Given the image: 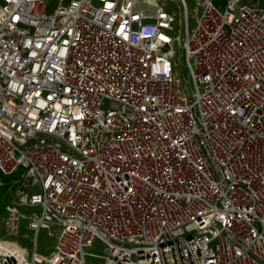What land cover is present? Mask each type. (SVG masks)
Instances as JSON below:
<instances>
[{"label":"built area","instance_id":"2783aa9c","mask_svg":"<svg viewBox=\"0 0 264 264\" xmlns=\"http://www.w3.org/2000/svg\"><path fill=\"white\" fill-rule=\"evenodd\" d=\"M49 1L0 0V264H264V0Z\"/></svg>","mask_w":264,"mask_h":264},{"label":"rangeland","instance_id":"374dc122","mask_svg":"<svg viewBox=\"0 0 264 264\" xmlns=\"http://www.w3.org/2000/svg\"><path fill=\"white\" fill-rule=\"evenodd\" d=\"M57 0H50L48 5L49 8L52 9L56 6ZM201 0H185L187 8H188V30L189 32H192V30L195 27V16H194V8L197 7V4ZM213 6L219 11L222 12L225 9L226 6V0H211ZM199 8V7H198ZM166 10H168L170 13L175 15V29H179V20H180V10L178 9V6L174 0H168L166 3ZM181 59H182V51L180 48H176L175 52V58H174V64H175V70L178 72V76L180 77V71L179 68L181 66ZM182 73L185 76V78L188 80L187 75V69L183 68ZM25 170L22 168H18L13 174L9 176H3L0 174V231H1V224L2 220L4 219L6 215L5 207L8 205H11L16 200V193L18 188L21 185L22 176L24 174ZM38 192V189L33 188L32 190L28 191V193H36ZM31 210H23L24 213H30ZM34 211H38L37 209ZM27 234L28 237L32 238L34 234L28 232L26 230V222L22 224L21 228V235ZM16 238L15 240L21 244L22 246L26 247V249L29 252L33 251V244L32 242L28 241L27 239H22L21 237ZM55 238L49 237L46 231H40L37 236V248L36 251L43 255H48L51 250L52 246L54 245ZM104 245L98 241L95 240L93 243L92 248L87 250L86 252L89 254H92L94 256H101L103 254ZM86 264H100V261L94 257H86Z\"/></svg>","mask_w":264,"mask_h":264}]
</instances>
